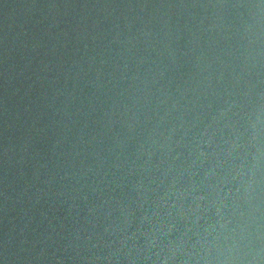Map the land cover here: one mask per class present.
Returning <instances> with one entry per match:
<instances>
[{
	"label": "water",
	"instance_id": "water-1",
	"mask_svg": "<svg viewBox=\"0 0 264 264\" xmlns=\"http://www.w3.org/2000/svg\"><path fill=\"white\" fill-rule=\"evenodd\" d=\"M0 264H264V0H0Z\"/></svg>",
	"mask_w": 264,
	"mask_h": 264
}]
</instances>
